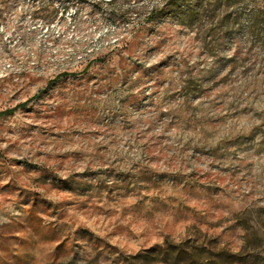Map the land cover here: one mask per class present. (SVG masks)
<instances>
[{
    "label": "rangeland",
    "instance_id": "obj_1",
    "mask_svg": "<svg viewBox=\"0 0 264 264\" xmlns=\"http://www.w3.org/2000/svg\"><path fill=\"white\" fill-rule=\"evenodd\" d=\"M48 1L0 6V264H264V0Z\"/></svg>",
    "mask_w": 264,
    "mask_h": 264
},
{
    "label": "trees",
    "instance_id": "obj_2",
    "mask_svg": "<svg viewBox=\"0 0 264 264\" xmlns=\"http://www.w3.org/2000/svg\"><path fill=\"white\" fill-rule=\"evenodd\" d=\"M16 2L17 0H0V6L12 7L15 5ZM71 6H76L77 8L80 7L97 8L103 6V2L101 0H95L93 2L89 0H49L45 4H42V7L40 8V11L42 13L41 14L42 16H40L41 17L40 21L45 24H50L54 21H57L59 19L58 12L59 11L64 12L68 10ZM63 75L68 76L69 74L66 73ZM17 107L13 108L12 110H6L4 112H0V115L6 113H12L14 109H17ZM178 259L184 262L189 261L190 264L198 263V259L196 258V255L195 254L188 255V252L186 250L185 251L181 250L178 253Z\"/></svg>",
    "mask_w": 264,
    "mask_h": 264
}]
</instances>
